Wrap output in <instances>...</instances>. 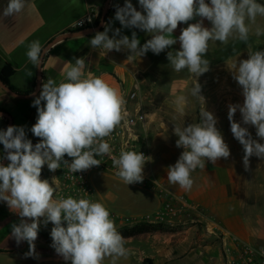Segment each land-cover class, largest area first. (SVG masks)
<instances>
[{
	"label": "clouds",
	"instance_id": "obj_1",
	"mask_svg": "<svg viewBox=\"0 0 264 264\" xmlns=\"http://www.w3.org/2000/svg\"><path fill=\"white\" fill-rule=\"evenodd\" d=\"M139 4L143 12L130 0H125L123 7L116 6L115 20L124 28L146 31L151 39L141 46L136 32L129 38L121 35L119 28L110 37L111 28L107 26L90 39L91 48H102L106 52L125 49L131 55L142 57L148 51L158 55L178 40L180 50L174 51L175 54L167 53L169 63L174 71L187 69L197 77L209 71L210 61L205 56L210 41L226 44L230 37L236 36L246 42L250 24H255L257 16L264 17V4L257 0H210V4L205 0H139ZM24 7L25 0H8L3 15L19 13ZM197 17L201 19L188 23ZM204 19L211 22V28L204 26ZM180 23L188 26L175 38L173 32ZM255 31L257 36L264 35L260 27ZM42 51L39 41L29 45L26 55L36 67L41 65ZM85 66L82 57L76 58L74 64L69 62L66 66L63 81L57 84L49 79L42 84L39 96L33 101L38 116L31 128V132L41 138L39 143L34 146L26 138L23 127L8 126L0 130V143L10 162L7 166L0 163V201H5L22 218L18 224L11 225V237L18 245L28 243L26 257L38 256L34 242L40 218H44L45 226L49 222L53 225L51 246L65 261L104 264L105 258H111L112 264H116L120 258H127L129 249L105 205L71 196L54 199V187L48 180L41 179L45 164L53 172L66 164L76 173L100 165L98 156H111L110 144L104 138L124 119L125 100L102 77L91 72L85 74ZM233 67V79L242 89L244 99L242 104L228 105V120L234 138L243 146V165L247 171L250 157L264 158V143L253 139L247 127L254 126L256 136L264 140V50L249 52L247 59ZM191 95L204 101L197 81ZM186 99L180 95L174 101L181 112ZM237 111L241 115L240 122L234 119ZM200 116L199 123L175 126L173 130L178 137L176 146L184 150L176 163L168 167L167 179L185 191L191 190V173L198 167L202 169L206 161L215 164L218 159L230 156L214 114L204 108ZM65 155L72 158L71 163L64 159ZM111 159L116 175L127 185L142 182L146 163L142 152L122 150L119 157L111 156ZM23 218H30L31 223Z\"/></svg>",
	"mask_w": 264,
	"mask_h": 264
},
{
	"label": "crops",
	"instance_id": "obj_2",
	"mask_svg": "<svg viewBox=\"0 0 264 264\" xmlns=\"http://www.w3.org/2000/svg\"><path fill=\"white\" fill-rule=\"evenodd\" d=\"M130 2L138 11L143 12L139 0ZM257 2L264 4V0ZM105 3L106 0H25V7L21 12L4 16L3 10L8 0H0V73L4 67L9 66L12 69L10 84L18 90L33 93L37 86L38 67L34 66L26 55L29 45L33 41H39L44 49L56 37L76 31L74 30L76 23L83 19L90 9L96 10L98 14L102 13ZM207 3L210 4V1ZM124 4L125 0H111L107 21L97 32H103L107 26L111 28L110 37L117 28L121 29V35L129 38L132 32H136L142 46L151 39L150 34L137 28H124L115 20L116 6L123 7ZM199 19L201 18L197 17L188 23H195ZM187 26L180 23L173 36L178 38L181 29ZM204 26L211 28L212 25L210 21L204 19ZM257 27L264 29V17L257 16L255 24H250L251 31L246 42L236 36L230 37L226 44L210 41L205 56V59L210 61L209 71L199 77L187 69L176 72L169 63L167 53L173 51L175 54L174 51L180 50L178 40L176 44L158 55L148 51L140 57L131 55L130 51L125 49L106 52L102 48H91L90 39L95 36L97 33L95 32L61 40L55 43L44 57L42 84L49 79L55 80L57 84L63 81L65 79L63 73L69 62L74 64L76 58L82 57L86 65L85 74L91 72L116 88L125 100L124 106H129L132 111L136 106L128 100V95L138 88L147 118L144 124L138 126V141L135 146L137 150L148 148L152 155L151 164L145 175L156 182L170 184L173 192L186 196L197 208L196 211L185 213L176 221V226L182 227L176 234H158L125 241V244L137 243L139 252L151 260L152 264H229L230 259L225 254L230 245L229 236H236L251 244L259 240L257 228L260 218L264 217V206L262 208L259 206L257 189L259 174L264 171V158L250 157L249 168L245 170L243 146L234 138L228 120V105L242 104L244 99L242 89L233 79V66L240 60L247 59L249 52L264 50V35H256ZM196 81L201 85L204 101L191 95V89ZM1 90L3 89L0 87V96H3ZM5 93L8 97L0 101V108L3 110L4 106L13 105L18 108L16 112L13 111V115L11 114L13 126L23 127L25 122L34 125L38 113L37 108L33 107V101L40 92L31 98H17ZM180 95L187 98L182 112L174 103L176 97ZM22 102L26 103V108L20 110ZM44 103L42 101L41 105ZM204 108L216 117V127L229 146L230 156L218 159L215 164L206 161L202 169L198 167L191 173L193 179L191 190L185 191L167 179L168 167L176 163L184 150L176 146L178 137L173 130L175 126L184 127L190 123H199ZM3 119L2 130L7 123L6 119ZM234 119L237 122L241 121L239 111ZM247 127L253 139L264 143V140L256 136L255 127L250 125ZM117 130L119 126L112 133ZM253 131L256 137L253 136ZM34 137L33 134L32 142ZM109 138L110 136L104 139L108 141ZM5 156L2 144L1 162ZM8 163L10 162L8 161L5 166ZM44 169L47 172L41 175V179L48 180L56 192L62 182L60 170L50 171L47 164L43 166V171ZM92 174L104 173L95 171ZM91 175L89 178L91 191L82 198L101 202L110 213L113 212L111 206L116 204L119 197L116 194L113 196L108 194L106 197L110 201V206L97 199L96 195L102 193V188L98 187V181L95 185L92 184ZM128 186L136 187L143 192L142 195H134L136 197L133 201L138 207L151 211L160 209L158 199L147 187L133 184ZM124 189L126 188L123 187V191ZM127 201L130 200L126 199ZM21 219L5 201H0V264H71V261H65L52 246L38 237L34 242L38 256L26 257L25 253L29 251L28 243L24 241L18 245L11 237V225L18 224ZM23 219L31 223L30 218ZM43 219L40 218V228L51 232L52 223L49 222L45 226ZM194 224H201L213 233H217L216 229L219 228L225 231L227 236L225 238L220 236V240L214 236H206V242H203L201 237L204 236L197 235V225L192 226ZM135 261L134 253L129 252L127 258H120L116 264H134ZM104 264H112L111 258H105Z\"/></svg>",
	"mask_w": 264,
	"mask_h": 264
},
{
	"label": "built area",
	"instance_id": "obj_3",
	"mask_svg": "<svg viewBox=\"0 0 264 264\" xmlns=\"http://www.w3.org/2000/svg\"><path fill=\"white\" fill-rule=\"evenodd\" d=\"M99 14L94 9H90L89 13L79 20L74 30H83L94 27ZM128 100L136 107L132 111L129 106H124L125 117L119 125V130L112 133L108 141L111 148V156L119 157L121 151H137L142 152L145 156L146 163L143 169L142 182L133 183L134 186L143 185L156 196L159 201L160 209L155 211L153 215H147L139 221H147L150 223H167L176 226V221L185 213L196 211V206L189 201L186 196L173 192L171 185L167 183H159L145 175L146 170L151 164L152 155L148 148L137 150L135 144L138 141V126L146 122V113L143 111L142 102L139 98L138 88L134 89L129 95ZM110 155H102L96 157L101 161L98 166H93L88 170L73 173L68 165L61 164L58 168L62 174L61 186L54 193V199L73 197L76 199L85 197L89 194V178L91 173L95 171L109 172L116 175L117 169L113 166ZM65 160L71 163L72 158L65 155ZM110 218L115 216L110 213ZM135 221L133 223L139 222ZM124 223L123 225L133 224ZM66 225V222H65ZM121 225V226H123ZM120 227V226H119ZM118 228V227H117ZM216 232L225 238V231L217 228ZM230 245L225 250V254L230 259L229 264H264V245H255L244 242L236 236H229Z\"/></svg>",
	"mask_w": 264,
	"mask_h": 264
},
{
	"label": "rangeland",
	"instance_id": "obj_4",
	"mask_svg": "<svg viewBox=\"0 0 264 264\" xmlns=\"http://www.w3.org/2000/svg\"><path fill=\"white\" fill-rule=\"evenodd\" d=\"M1 93H3L2 94L3 96H0V101L4 100L5 97H8V94H6L4 92V90H1ZM2 108L5 112L9 113L10 115L11 114L13 115L14 114L13 111L16 112L18 109L16 105L15 106L14 105L13 106H4ZM25 108H26V103L22 102V106H21L20 110L25 109ZM18 112H19V110H18ZM3 121H4V119L2 117H0V130H2ZM6 121L8 122L7 119H6ZM32 126H33V124H29L28 122H25L24 126H23L25 133H26V138L29 140H31L32 136H33V133L31 132ZM252 133H253V136H255V134H254L255 131H253ZM39 139H41V138H39ZM1 150H2V143H0V153H1ZM46 172H47L46 169H44L43 173L46 174ZM103 173H104L103 175L92 174L91 175V182H92V184L95 185V182L98 181L97 185H98V187L100 186L102 188L101 189L102 193L100 195H96V198L100 199L103 203L110 206V201L106 197L108 194L111 196L116 194L119 197V200L116 202V204L114 206H111V209L113 210V212H111V213L115 216L114 222H115L116 228L120 226V225L118 226V224L133 223L135 221H139L140 219H143L144 217H146L149 214L150 215L154 214L155 211L142 209L135 204V201H133L134 197H136L134 195H137V196L142 195V193H143L142 191H140L136 187H132V186L130 187L128 185H125L124 184L125 182L121 181L120 178H118V179L115 178L114 177L115 175L112 176L108 171L103 172ZM116 177H118V176H116ZM259 177L260 178H258L257 193H258L259 206H260V208H262L264 206V171L259 174ZM60 186H61V184H60ZM123 187L126 188V189H124V191H123ZM126 199H129L130 201L126 202ZM259 223L260 224L257 228L259 240L254 243L257 246L264 245V217L260 218ZM195 225H197V228H196L197 235L200 236V234H201L204 236V237H201L202 241L204 240L203 242H206V236L207 237L208 236H214L220 240V235L218 233L210 232V230H208L207 228L205 229L204 227H202L201 224H194L192 226H195ZM181 228L182 227H180L179 229L181 230ZM125 247L127 249H129L130 253H134V256L136 258V261L134 264H145V261L149 260V259L145 258L144 254L139 252L137 243L136 244H125ZM130 247H133V248H130Z\"/></svg>",
	"mask_w": 264,
	"mask_h": 264
},
{
	"label": "trees",
	"instance_id": "obj_5",
	"mask_svg": "<svg viewBox=\"0 0 264 264\" xmlns=\"http://www.w3.org/2000/svg\"><path fill=\"white\" fill-rule=\"evenodd\" d=\"M260 1V0H257ZM102 13L99 14L98 19L96 21V24L94 27H97L101 21ZM106 21H107V16H106ZM12 74V69L9 66H6L3 68V70L0 73V80L7 86L9 87L13 92H16L18 94H31L32 91H21L16 89L10 84L9 78ZM0 110H2L0 108ZM4 111V110H2ZM8 122L6 123V126L4 130L7 129ZM41 139L38 137H34L33 139V145L39 143ZM43 174V169L41 171V175ZM179 226H172L167 223H150L147 221H139L133 224H127L123 225L117 228V230L121 233V235L125 238V241L130 240V239H138L146 236H153V235H172L176 234L180 231ZM38 238L43 240L46 244L52 245V238L50 235V231H44L41 228H39L38 232ZM145 264H152L151 260H146Z\"/></svg>",
	"mask_w": 264,
	"mask_h": 264
},
{
	"label": "water",
	"instance_id": "obj_6",
	"mask_svg": "<svg viewBox=\"0 0 264 264\" xmlns=\"http://www.w3.org/2000/svg\"><path fill=\"white\" fill-rule=\"evenodd\" d=\"M210 0H205V2H209ZM110 2L111 0H106L104 9L102 11V17H101V21L99 23V25L97 27H90L87 29H83V30H76V31H71L68 34L65 35H60L59 37H56L53 41H51L50 43H48L43 51H42V55H41V65L38 66V76H37V86L36 89L33 93L31 94H27V95H23V94H18L16 92H13L9 87H7L1 80H0V87L4 90L7 89V93H9L10 95L17 97V98H31L34 97L35 95H37L41 88H42V68H43V62H44V57L46 55V53L49 51V49L57 42L61 41V40H65V39H70V38H75V37H80V36H84V35H88L91 33H95L97 31H100L103 27V25L106 22V16H107V11L110 7ZM0 117L5 118L8 120V126H13V119L12 116L5 112L0 110ZM7 126V127H8ZM6 157V156H5ZM8 162V160L5 158L2 162L3 165H5Z\"/></svg>",
	"mask_w": 264,
	"mask_h": 264
}]
</instances>
